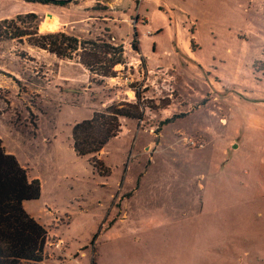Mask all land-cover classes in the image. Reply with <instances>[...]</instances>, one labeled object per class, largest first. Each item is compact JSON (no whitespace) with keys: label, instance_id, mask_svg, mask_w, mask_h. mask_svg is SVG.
I'll use <instances>...</instances> for the list:
<instances>
[{"label":"rangeland","instance_id":"1","mask_svg":"<svg viewBox=\"0 0 264 264\" xmlns=\"http://www.w3.org/2000/svg\"><path fill=\"white\" fill-rule=\"evenodd\" d=\"M111 1L34 3L24 23L31 5L0 0L21 30L123 46L107 77L75 52L0 37V139L40 182L23 204L47 229L39 264H264V0ZM191 40L192 54L176 48ZM146 66L166 71L168 109L145 108L94 158L77 156L74 123L137 92L159 103L143 94Z\"/></svg>","mask_w":264,"mask_h":264},{"label":"trees","instance_id":"2","mask_svg":"<svg viewBox=\"0 0 264 264\" xmlns=\"http://www.w3.org/2000/svg\"><path fill=\"white\" fill-rule=\"evenodd\" d=\"M28 3L53 4L64 7L67 3L61 1L22 0ZM34 12L17 15V19L26 22L37 21ZM13 20L4 18L0 20V37L8 34L11 39L27 36L31 46L63 58L75 52L80 63L85 67H99L102 76H115L112 70L117 64L123 62V46H112L101 40H80L76 36L60 32L38 34L37 23L33 32L15 27ZM191 46L194 48L192 40ZM133 50H139L136 36H132ZM134 103L118 101L106 106L102 111H96L89 118L72 125V149L77 156L96 155L111 138L121 131L120 118L129 120H142L145 117V108L160 111L168 105L160 99L159 103L145 105L140 100V93L136 94ZM163 101V102H162ZM163 123L168 122L164 119ZM93 160V159H92ZM94 161V160H93ZM93 163L92 166H95ZM40 196V182L38 178L29 179L26 170L17 158L8 153L0 139V264L42 263L45 259L44 247L48 241L47 229L39 224L24 209L23 203L37 199Z\"/></svg>","mask_w":264,"mask_h":264},{"label":"crops","instance_id":"3","mask_svg":"<svg viewBox=\"0 0 264 264\" xmlns=\"http://www.w3.org/2000/svg\"><path fill=\"white\" fill-rule=\"evenodd\" d=\"M119 0H114V1H111L110 3H108L109 5H111V6H113V3L114 2H118ZM26 3H28V2H26ZM28 5H31L29 8H27L26 10H25V12H28V13H30V12H34V10H33V5H35V4H32V3H28ZM8 15H7V9H5L4 7L3 8H0V20L1 19H3V18H6ZM58 19H59V17H57ZM66 23H69V21H67ZM183 47V48H182ZM191 44H190V46H189V44L187 43V42H184L182 45H180L179 44V42L178 41H176V48L179 50V51H182V50H185L186 52L185 53H189V54H192V50H193V48H192V50H191ZM118 66H120V65H118ZM173 72H174V70H173ZM140 76H142L143 78L141 79V81H142V85H143V89H144V95H146V97H151V98H153V99H158V100H160L161 98H162V95L160 94V90H159V85L160 84H163V82L165 81V80H167V75H166V71L164 70V69H162L161 67H159V66H157V68H155V69H152V68H147V66L146 67H144V69L142 70L141 69V75ZM171 77H175L176 78V74L174 73V75H171ZM208 80H209V78H208ZM166 82V81H165ZM209 82V86L211 87V88H217V84H216V82H214L212 79H210V81H208ZM148 85V86H147ZM151 86L153 87V89L151 88ZM172 101H170V102H172V103H174L175 104V101H176V99H171ZM179 104H181V107L183 106L182 104L183 103H177V106H178V108H177V112H179V114H185L186 115V111H184L181 107L179 108ZM170 105V104H169ZM168 105H167V107H165V108H163V109H161V111L160 112H164V111H166L167 109H168ZM175 109H174V112H172V116L170 115V117L168 116V117H165L164 119H168V121L170 120V124H173L174 123V119H171V118H175ZM159 112V113H160ZM150 115V114H149ZM182 117H184V116H182ZM179 118H181V117H179ZM176 119H178V118H176ZM120 122H121V126L123 127V122H124V118H120ZM168 123V124H169ZM123 131H121L120 133H122ZM49 138V137H48ZM53 138H54V136H53ZM45 139V138H44ZM49 139H47V141H48ZM102 150V149H101ZM102 152V151H101ZM37 178V177H36ZM24 204V203H23Z\"/></svg>","mask_w":264,"mask_h":264},{"label":"water","instance_id":"4","mask_svg":"<svg viewBox=\"0 0 264 264\" xmlns=\"http://www.w3.org/2000/svg\"><path fill=\"white\" fill-rule=\"evenodd\" d=\"M45 1H51V2H55V1L69 2V1H71V0H45Z\"/></svg>","mask_w":264,"mask_h":264},{"label":"built area","instance_id":"5","mask_svg":"<svg viewBox=\"0 0 264 264\" xmlns=\"http://www.w3.org/2000/svg\"><path fill=\"white\" fill-rule=\"evenodd\" d=\"M151 34L150 32L147 33V35ZM188 140V139H187ZM188 142H190V144H193V141L192 140H188Z\"/></svg>","mask_w":264,"mask_h":264}]
</instances>
